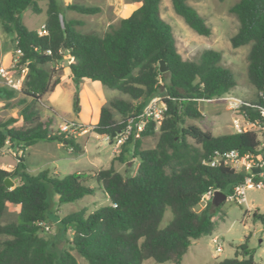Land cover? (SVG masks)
I'll list each match as a JSON object with an SVG mask.
<instances>
[{
	"label": "trees",
	"instance_id": "trees-1",
	"mask_svg": "<svg viewBox=\"0 0 264 264\" xmlns=\"http://www.w3.org/2000/svg\"><path fill=\"white\" fill-rule=\"evenodd\" d=\"M46 1L47 35L40 36L22 19L27 9L42 13L39 0H0V27L13 35L14 50L23 53L20 65L27 68L20 106L26 98L36 101L55 92L61 80H53V71L47 66L68 53L74 83L98 82L129 97L128 101L115 99L101 107L96 126L99 135L113 138L124 122L140 115L155 97H165L166 111L160 123L150 122L139 138L131 136L108 169L62 178L48 171L33 175L28 173L22 156L13 171L0 168V237H5L0 241V264H79L73 251L88 264H143L149 259L157 264H181L193 241L211 236L216 228L214 218L223 203L214 207L209 202L197 212L203 195L211 188L231 194L245 178L244 173L204 162L216 150L237 149L244 154L259 145L255 132L214 136L188 124V120L202 118L200 100L230 94L237 86L235 73L222 65V54L215 50L203 51L196 61L184 60L172 27L161 17V0H132L139 7L117 26L110 25L103 35L83 33L77 28L81 23L67 17L69 11L93 16L102 11L100 7ZM187 1L171 0L174 11L194 32L209 36L211 29L206 21ZM229 13L240 25L231 38L233 48L250 46L247 80L255 90L251 103L263 106L258 92L264 89V0H238L229 7ZM162 61L168 67L164 73L160 72ZM18 94L0 86L1 100ZM242 111L252 119L260 116L257 110ZM114 112L122 116L123 124L115 121ZM20 115L24 122L21 127L16 126L17 118L0 122V149L10 144L25 154L45 141L65 143L77 154L83 151L74 136L52 133V121H40L28 106ZM155 135L156 146L142 148V139ZM131 149L139 165L134 175L126 176L117 172L114 164L129 162ZM7 178L18 184L6 189ZM91 180L96 181V188L89 185ZM97 190L111 204L89 215L76 212L56 219L59 234L72 232L68 248L57 251L58 235L47 236L40 226H48L54 198L59 204L76 203ZM8 205L18 207L17 220L3 223ZM168 209L172 220L162 228ZM253 219L264 226V215L255 212ZM217 264H256L248 239L236 247L234 258Z\"/></svg>",
	"mask_w": 264,
	"mask_h": 264
},
{
	"label": "rangeland",
	"instance_id": "rangeland-1",
	"mask_svg": "<svg viewBox=\"0 0 264 264\" xmlns=\"http://www.w3.org/2000/svg\"><path fill=\"white\" fill-rule=\"evenodd\" d=\"M237 1H187L188 5L206 21L211 29L209 36H201L194 32L183 18L176 14L171 0H161L160 13L162 19L172 27L178 52L184 60L196 61L205 50L220 52L222 65L232 70L237 77V86L230 92V95L252 102L255 90L247 80V56L250 46L233 48L231 44V38L238 32L240 25L237 18L229 13V7ZM72 3L102 8L100 13L93 16L73 11L67 12L68 18L81 23L77 27L79 31L98 35H103L110 25L117 26L121 19L126 18L132 12L136 4L139 5L132 0H72ZM40 5L43 7L45 1L41 0ZM63 6H65L64 3ZM22 19L29 30L37 31L46 19V10L43 9L41 14H34L32 10L27 9L22 13ZM0 37L2 39L1 46L14 51L13 35L4 33L0 27ZM71 62V57L65 53L61 61L47 66L49 70L53 71V80L60 79L65 85L68 84L65 88L55 90V93L50 92L40 100L26 98V102L22 106L19 105L23 99L21 93L10 100L0 99V122L17 118L19 121L16 126H23L24 122L20 112L22 108L28 106L33 116L39 117L40 121H52L49 128L52 133L59 132L60 125L65 121H77L88 127L86 134L74 136L77 142L82 145L83 150L86 146L83 153L77 154L64 145L45 141H39L27 151L26 165L28 168H39L38 171H35L36 173L42 171H48L51 175L56 173L55 175L59 178L77 172L90 174L111 167L113 160L119 155V149L115 151L114 147L96 132L100 109L103 106H108L115 99L129 100L128 96L98 82L84 80L77 84L74 83L69 69ZM199 110L202 113V118L188 120V124L196 125L214 136L235 133L232 127L233 113L223 102L205 103L200 101ZM114 119L117 122L123 121L122 116L117 112H114ZM157 142L158 135L143 138L142 148H154ZM0 152V162L5 165L9 162L14 163L21 156L24 158V154L20 155V151L9 144ZM98 157L99 161H97ZM129 158L131 163L116 161L115 170L126 176L134 175L139 160L133 158V149L130 150ZM89 185L92 188L97 187L95 180H91ZM247 199L251 210L245 204L225 201L214 218L216 228L213 234L193 241L181 264H217L219 261L232 259L235 257L236 247L245 243L246 239H248L250 256L254 262L264 264V226L260 221L253 219L255 212L264 215V190H249ZM110 204V200L99 190L76 203L59 204L58 198L55 197L48 213L50 222L47 225L50 227V231L46 235L50 237L58 235V239L55 241L57 251L68 248L72 232L68 231L65 235L59 234L56 219L76 212L89 215ZM203 209L204 206L200 204L195 210L200 212ZM17 215L18 207L9 205L3 223L16 221ZM171 220L172 213L168 209L161 227H166ZM213 238L219 239L223 248L221 253L216 252V246L212 243ZM3 239L5 237H0V241ZM72 254L77 258L79 264H88L75 251ZM143 264L157 263L149 259Z\"/></svg>",
	"mask_w": 264,
	"mask_h": 264
},
{
	"label": "built area",
	"instance_id": "built-area-1",
	"mask_svg": "<svg viewBox=\"0 0 264 264\" xmlns=\"http://www.w3.org/2000/svg\"><path fill=\"white\" fill-rule=\"evenodd\" d=\"M38 34L40 36L47 35V30L43 26ZM50 53V52H49ZM23 53L21 50H14L10 64L8 66H0V86L7 87L8 89L21 92L27 68L25 65H20ZM259 98L264 101V89L258 92ZM165 97L153 98L143 112L124 122V127L113 135L111 138L108 135L102 136L108 143H110L115 151L119 149L131 136L136 138L140 137L141 132L147 127L150 122L160 123L164 118L166 111ZM205 103H214L217 101L223 102L229 111L233 113L232 127L235 133L243 134L247 132H255L258 135L259 145L253 152L242 154L237 149L227 151L216 150L212 158L205 165L210 167L224 166L231 168L237 173H244V180L236 185L231 194L226 195V200L231 203H242L247 206V192L254 189L264 190V105L258 106L251 102L245 101L233 95H224L218 98L207 100H200ZM253 109L259 113V118L252 119L242 109ZM119 124H123L121 121ZM88 132V127L83 123L77 121H65L59 127V133L72 136H81ZM21 152V151H20ZM22 154V152H21ZM218 189H209L202 197L200 204L204 208L212 201ZM251 210V207H248ZM45 232L50 231L49 226L40 224ZM212 243L216 246V252L221 253L223 248L220 245L218 238H213Z\"/></svg>",
	"mask_w": 264,
	"mask_h": 264
},
{
	"label": "crops",
	"instance_id": "crops-1",
	"mask_svg": "<svg viewBox=\"0 0 264 264\" xmlns=\"http://www.w3.org/2000/svg\"><path fill=\"white\" fill-rule=\"evenodd\" d=\"M45 1V5L43 6V7H41V5H40V3H41V0L39 1V5H40V7L42 8V12H43V9H45V10H47V1L46 0H44ZM62 2L64 3V5L65 6H67V5H69V4H73L72 3V0H62ZM136 3V2H135ZM82 5H84V4H82ZM140 5V4H139ZM139 5H137L136 4V6L134 7V9L132 10V11H134L136 8H138L139 7ZM87 6V5H86ZM101 8V7H100ZM102 9V8H101ZM46 20V19H45ZM44 23H45V21L42 23V25H41V27L37 30V32L44 26ZM1 42H2V39H1V37H0V63H1V65H3V66H8L9 64H10V61H11V57H12V52H13V50L11 49V48H6V47H3V46H1ZM10 49V50H9ZM88 81V80H87ZM68 84L66 83V85H65V83L64 82H61L60 83V85L57 87V89H56V91L58 90V89H62V88H65L66 86H67ZM55 91V92H56ZM54 92V93H55ZM48 143H50V142H48ZM10 145V144H9ZM61 146L63 145V144H60ZM65 146V145H64ZM3 149H5V147L3 148ZM3 149H0V151H2ZM29 150V149H28ZM86 150V146H84V150H83V152ZM82 152V153H83ZM1 153V152H0ZM19 154L21 155V152H19ZM24 161H25V165H26V153L24 154ZM97 161H99V157H98V159H97ZM17 163H18V160H15V162L13 163V162H9L8 164H3V162H0V168L1 169H4V170H6V171H9V172H11V171H13L14 169H15V167H16V165H17ZM129 163H131V161H129ZM138 165H139V163L137 164V168H138ZM26 167H27V171H28V173H30V174H33V175H36V174H39V173H41V172H39V173H36L35 171L37 170L38 171V169L39 168H28V166L26 165ZM137 168H136V170H137ZM94 171V170H93ZM98 171V170H97ZM43 172V171H42ZM136 172V171H135ZM77 173H81V172H77ZM56 174V173H55ZM18 184V181L17 180H15L14 181V185H17ZM9 206V205H8Z\"/></svg>",
	"mask_w": 264,
	"mask_h": 264
},
{
	"label": "water",
	"instance_id": "water-1",
	"mask_svg": "<svg viewBox=\"0 0 264 264\" xmlns=\"http://www.w3.org/2000/svg\"><path fill=\"white\" fill-rule=\"evenodd\" d=\"M168 71V67L165 65V63L162 61L160 63V72L164 73ZM63 145H66L65 143ZM14 185V181H12L10 178H7L5 180V187L6 189H11ZM226 200V194L223 192L217 191L214 195V198L212 199V205L214 207H219L222 203H224Z\"/></svg>",
	"mask_w": 264,
	"mask_h": 264
}]
</instances>
